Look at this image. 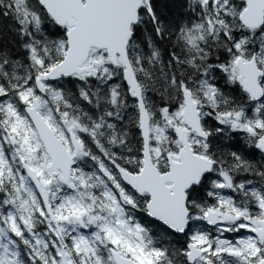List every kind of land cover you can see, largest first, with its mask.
<instances>
[{
  "label": "snow or ice",
  "instance_id": "1",
  "mask_svg": "<svg viewBox=\"0 0 264 264\" xmlns=\"http://www.w3.org/2000/svg\"><path fill=\"white\" fill-rule=\"evenodd\" d=\"M0 264H264V0H0Z\"/></svg>",
  "mask_w": 264,
  "mask_h": 264
}]
</instances>
